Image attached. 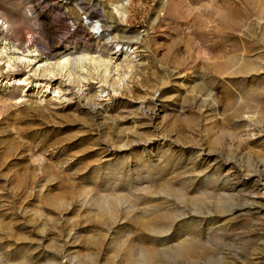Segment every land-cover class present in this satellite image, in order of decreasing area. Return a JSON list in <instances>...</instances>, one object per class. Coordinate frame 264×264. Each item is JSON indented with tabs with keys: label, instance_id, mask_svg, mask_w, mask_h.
Instances as JSON below:
<instances>
[{
	"label": "rangeland",
	"instance_id": "obj_1",
	"mask_svg": "<svg viewBox=\"0 0 264 264\" xmlns=\"http://www.w3.org/2000/svg\"><path fill=\"white\" fill-rule=\"evenodd\" d=\"M0 12V264H264V0Z\"/></svg>",
	"mask_w": 264,
	"mask_h": 264
},
{
	"label": "bare ground",
	"instance_id": "obj_2",
	"mask_svg": "<svg viewBox=\"0 0 264 264\" xmlns=\"http://www.w3.org/2000/svg\"><path fill=\"white\" fill-rule=\"evenodd\" d=\"M122 3V2H121ZM117 4V3H116ZM119 9L122 11V13L125 11V8L123 7V4H118ZM118 9V10H119ZM120 12V11H119ZM1 16H3L4 19H6L4 13L0 12ZM123 15V14H122ZM7 21V19H6ZM5 21V22H6ZM13 25V24H12ZM11 26V25H10ZM92 28L95 27V25H91ZM6 30V29H5ZM117 48L120 49V46L118 44ZM15 49V48H14ZM70 50V49H69ZM16 51V50H15ZM80 53V52H79ZM77 54V58L74 59L71 57L72 54L70 53H66L64 55L58 56L56 61H55V69L49 67L42 59H39L36 61L37 63V68L33 70V72H39L40 75H57L60 74L62 72H64V75L66 74L67 77H69V73H68V67L69 65L72 64V62L74 61L77 66H79L81 69H83L84 64L88 63L91 64L94 68L99 69L102 67L101 72L98 74V78L100 79V82L103 81L105 82V80L107 79L106 73L107 70L109 68V63H110V57L109 58H103L100 55L94 56V55H90L87 52H82L80 54ZM74 54V53H73ZM98 54V53H97ZM126 52H120L119 56H126ZM24 57V55H23ZM20 58V57H19ZM22 58V57H21ZM123 59V58H122ZM121 60V59H120ZM10 61V60H9ZM47 61V60H46ZM48 62V61H47ZM120 62V61H119ZM10 63V62H9ZM74 63V64H75ZM8 64V62H7ZM43 65H45L44 68H41ZM121 66V65H120ZM126 66V64H125ZM114 67V66H113ZM116 67V68H115ZM114 67V69L116 70L119 66L116 64ZM84 71V70H83ZM83 74V73H80ZM91 74V73H89ZM88 75V74H87ZM81 76V75H80ZM29 77H27L26 75H24V77L22 78H18V82H26L28 80ZM84 78V77H82ZM10 79V78H9ZM13 79V78H11ZM68 79V78H67ZM117 81V80H116ZM115 81V82H116ZM26 84V83H25Z\"/></svg>",
	"mask_w": 264,
	"mask_h": 264
}]
</instances>
